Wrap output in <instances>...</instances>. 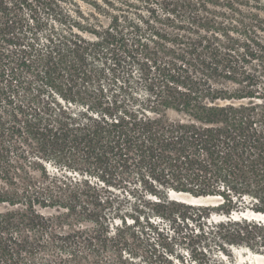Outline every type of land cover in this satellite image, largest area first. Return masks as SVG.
Wrapping results in <instances>:
<instances>
[{"label": "trees", "instance_id": "1", "mask_svg": "<svg viewBox=\"0 0 264 264\" xmlns=\"http://www.w3.org/2000/svg\"><path fill=\"white\" fill-rule=\"evenodd\" d=\"M78 2L0 0V264L264 256V0Z\"/></svg>", "mask_w": 264, "mask_h": 264}, {"label": "rangeland", "instance_id": "2", "mask_svg": "<svg viewBox=\"0 0 264 264\" xmlns=\"http://www.w3.org/2000/svg\"><path fill=\"white\" fill-rule=\"evenodd\" d=\"M83 9V11H87V5L92 4L94 2V0H78ZM139 6V8L143 9L144 4L142 2H140L139 4H137ZM137 6V7H138ZM145 11V10H144ZM146 13V12H145ZM169 115L172 117L173 114L169 113ZM49 171H53L55 173V168L53 167H49ZM72 177H75V179L80 178L81 176H76L75 174L70 175ZM98 183V182H95ZM131 187L138 189L139 191L143 192L142 188L139 186V184H136L134 182H132ZM140 187V188H139ZM132 189V188H131ZM175 198H178L179 196L174 195ZM190 199H192L190 202H195L196 198H192L190 196H188ZM202 202V201H200ZM205 203H202L201 205H215L214 201H210V199L208 198L207 200L204 201ZM51 213L53 214H57V212H53L51 211ZM61 213H66V211L61 210ZM247 217L252 218L253 216H251V214H247ZM112 216H108L109 219H111ZM255 218V217H254ZM74 223L72 217H67L65 219L64 224H72ZM114 223V222H113ZM117 220H116V222ZM80 225L82 226H89L88 222H84L81 221ZM116 225V224H115ZM162 252L163 255V259H161L159 261L158 264H193L191 257L186 255L185 251L183 250V248H181V245H179L178 243H174V246L168 250ZM104 257H107V254H102ZM108 258V257H107ZM140 260H142L141 257H139ZM233 259H234V263L235 264H264V256L262 255H258L249 251H245V250H235L234 251V255H233Z\"/></svg>", "mask_w": 264, "mask_h": 264}, {"label": "bare ground", "instance_id": "3", "mask_svg": "<svg viewBox=\"0 0 264 264\" xmlns=\"http://www.w3.org/2000/svg\"><path fill=\"white\" fill-rule=\"evenodd\" d=\"M177 196H179L178 198H176L177 200L182 201V202H186V203H190V204H202V203H205L204 201L208 199V198L193 199V200H196V201L195 202H190L192 199H190L186 195H177ZM200 201H202V202H200Z\"/></svg>", "mask_w": 264, "mask_h": 264}]
</instances>
